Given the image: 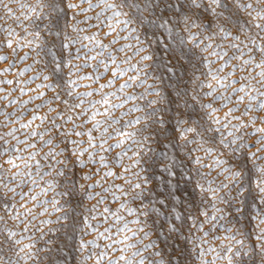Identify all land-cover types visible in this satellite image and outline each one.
<instances>
[{"label":"snow or ice","instance_id":"1","mask_svg":"<svg viewBox=\"0 0 264 264\" xmlns=\"http://www.w3.org/2000/svg\"><path fill=\"white\" fill-rule=\"evenodd\" d=\"M262 162L264 0H0V264H264Z\"/></svg>","mask_w":264,"mask_h":264},{"label":"rangeland","instance_id":"2","mask_svg":"<svg viewBox=\"0 0 264 264\" xmlns=\"http://www.w3.org/2000/svg\"><path fill=\"white\" fill-rule=\"evenodd\" d=\"M124 163L127 164V163H130V162L127 161V159H125ZM262 163H264V162H262ZM182 170H183V169H181V167H180V162L177 161L176 171L179 173V172L182 171ZM114 171H116V172H120L121 169H119V168H114ZM213 175H215V173H213ZM164 176L167 177V173H164ZM177 178H179V177H177ZM169 179H172V178L169 177ZM152 180H153V184H152V186L155 187V192L152 194V205H151V207H152V208H155V209H157V211L161 212V215L159 216L158 221H157V225L159 226L160 222L169 223V220L166 219L165 216L162 214L163 212H166V211L168 210V207H169V206H168L167 204L161 206V205H159V204L157 203L159 197H158L156 194L159 193V192H162V191H166L165 183H162L161 180L158 179V178L155 177V176L152 177ZM115 183H117V184H121V183H123V182L120 181V180H117V181H115ZM138 203H139V202H137V205H138ZM145 203H148V201H145ZM185 204H186V202H185ZM137 205H133V206H137ZM114 207H115V206H114ZM175 210H176L177 212L180 211V206L177 205ZM177 223H179V221H177ZM207 227H208V226L206 225V226H205V229H206V230H207ZM166 235H167V233H165V235H162V236L160 237V240H161V241H166V243H168V244L180 243V242L183 240V236L180 237V241H177V240H174V239H167V240H166ZM177 235H179V233H178ZM152 238L154 239L155 236H153ZM64 239H65L66 242L69 244V246H71V244H72V242H73V238H72V236H71V235H66V236L64 237ZM162 246H163V245H162Z\"/></svg>","mask_w":264,"mask_h":264}]
</instances>
